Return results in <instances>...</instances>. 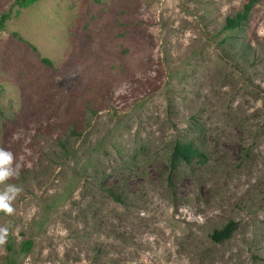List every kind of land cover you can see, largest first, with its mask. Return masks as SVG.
<instances>
[{
    "label": "rangeland",
    "instance_id": "374dc122",
    "mask_svg": "<svg viewBox=\"0 0 264 264\" xmlns=\"http://www.w3.org/2000/svg\"><path fill=\"white\" fill-rule=\"evenodd\" d=\"M249 1L13 7L0 147L16 174L0 191L20 192L0 264H264V0L224 28ZM177 142L206 159L174 166Z\"/></svg>",
    "mask_w": 264,
    "mask_h": 264
},
{
    "label": "trees",
    "instance_id": "16d2710c",
    "mask_svg": "<svg viewBox=\"0 0 264 264\" xmlns=\"http://www.w3.org/2000/svg\"><path fill=\"white\" fill-rule=\"evenodd\" d=\"M33 1L36 0H16L11 6V8L0 16V28H2L5 22L11 17V13L14 6L25 7ZM255 2L256 0H250L248 3L245 4V7L241 12H238L235 16L228 17L226 19V24L224 28L226 30H234L243 26L248 21ZM193 157H199L202 162H204V160L206 159L204 153L200 152V150L194 147L192 144L186 142H177L174 152L172 153L171 162L175 166L183 161L190 162ZM236 225L237 224L235 222L227 223L222 229L215 230L212 237L218 242L222 241L231 236L234 229L237 227ZM32 245L33 242L31 240L25 241L21 245V251H29Z\"/></svg>",
    "mask_w": 264,
    "mask_h": 264
},
{
    "label": "clouds",
    "instance_id": "9594fccd",
    "mask_svg": "<svg viewBox=\"0 0 264 264\" xmlns=\"http://www.w3.org/2000/svg\"><path fill=\"white\" fill-rule=\"evenodd\" d=\"M13 164V153L0 147V184L16 174ZM19 192L20 189L15 185H5L4 189L0 191V211H3L8 215L13 214L14 208L12 206V201L16 198ZM8 232L9 228L7 226H0V244L5 242Z\"/></svg>",
    "mask_w": 264,
    "mask_h": 264
}]
</instances>
